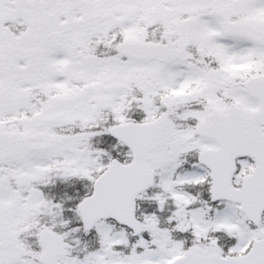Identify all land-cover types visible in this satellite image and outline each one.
<instances>
[{
  "label": "snow or ice",
  "instance_id": "obj_1",
  "mask_svg": "<svg viewBox=\"0 0 264 264\" xmlns=\"http://www.w3.org/2000/svg\"><path fill=\"white\" fill-rule=\"evenodd\" d=\"M0 264H264V0H0Z\"/></svg>",
  "mask_w": 264,
  "mask_h": 264
}]
</instances>
